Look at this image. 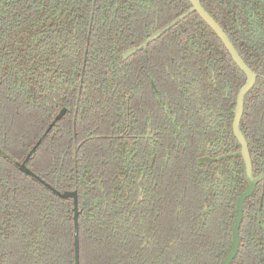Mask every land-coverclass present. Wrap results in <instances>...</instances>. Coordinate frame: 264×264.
Instances as JSON below:
<instances>
[{"label":"trees","instance_id":"trees-1","mask_svg":"<svg viewBox=\"0 0 264 264\" xmlns=\"http://www.w3.org/2000/svg\"><path fill=\"white\" fill-rule=\"evenodd\" d=\"M200 2L256 73L242 121L260 147L264 0ZM191 8L0 0V264H75L73 197L19 165L53 122L27 164L78 192L80 264H224L247 187L233 132L246 75ZM247 204L231 264H264V208Z\"/></svg>","mask_w":264,"mask_h":264},{"label":"water","instance_id":"water-1","mask_svg":"<svg viewBox=\"0 0 264 264\" xmlns=\"http://www.w3.org/2000/svg\"><path fill=\"white\" fill-rule=\"evenodd\" d=\"M192 4V8L189 13L196 11L202 19L210 25V27L217 33L220 40L223 42L227 50L229 51L231 57L233 60L239 65V67L244 71L246 75V81L244 85L241 87L238 97H237V104L235 109V117L233 121V132L235 136L237 137L240 145H241V154L243 156V160L246 165V175H247V187L246 189L241 192V194L238 197L237 200V214L234 221V227H233V246L228 253L224 264H231L232 261L235 259V257L238 254L239 247H240V227L243 220L244 215V204L247 198L254 192L258 182L262 179H264V173L256 176L253 172L252 168V162L250 157V152L248 148V142L243 134L240 122L243 115L244 110V99L245 95L254 87L257 76L256 73L251 69V67L248 66V64L245 62V60L241 57L233 43L231 42L228 34L223 30L221 25L217 22L215 18H213L207 10L204 8V6L201 4L200 0H190ZM188 15V13L181 15L178 19L171 22L167 26H165L163 29L159 30L152 36H146L145 40L139 44L138 46L131 47L128 49L124 57H130L140 51L141 49L145 48L149 43L156 40L158 37L162 36L168 29L173 27L176 23H178L180 20L185 18ZM66 113V108L62 109L60 113L57 115L56 119H60L64 114ZM54 122L48 127L45 134L36 142V144L32 147L31 151L27 154V156L24 158V160L19 163L21 171L37 177L41 182H43L46 186L54 190L58 195L63 197H73L74 204H75V236H74V243H75V264H80V240H79V209H78V192L76 190H66L61 191L53 187L49 182L45 181L43 178L37 176V174L28 166L27 162L29 158L32 156L33 152L36 151L37 147L41 143V141L44 139L46 133L50 131V129L53 127ZM205 161H208L209 158L204 159Z\"/></svg>","mask_w":264,"mask_h":264},{"label":"flooded vegetation","instance_id":"flooded-vegetation-1","mask_svg":"<svg viewBox=\"0 0 264 264\" xmlns=\"http://www.w3.org/2000/svg\"><path fill=\"white\" fill-rule=\"evenodd\" d=\"M247 94L245 95V98H246ZM244 104H245V99H244ZM243 115H244V110H243ZM243 115L241 118L240 127H241V130H242L243 134L245 135L247 142H248V148H249V152H250L253 172L256 176H258V175L264 173V127H263V144L260 147H254V145L252 143L253 139L250 137V134L248 133V126H247L248 121H246V122L242 121V119L244 118ZM237 141H238V139H237ZM249 142H251V144H252V149H250V147H249V144H250ZM239 147L241 150V145ZM247 200H248L247 208H248V206L251 207V210L256 214H257L258 208H260L261 206L264 208V179H262L258 182L254 192L247 198ZM262 216L263 215H261L260 217H262ZM262 224L264 226V218H263Z\"/></svg>","mask_w":264,"mask_h":264}]
</instances>
